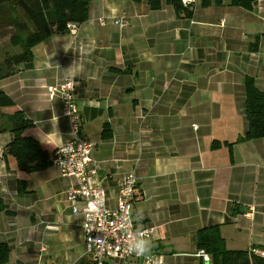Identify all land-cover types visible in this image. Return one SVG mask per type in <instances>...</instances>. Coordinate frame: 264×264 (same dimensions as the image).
<instances>
[{"label":"crops","instance_id":"1","mask_svg":"<svg viewBox=\"0 0 264 264\" xmlns=\"http://www.w3.org/2000/svg\"><path fill=\"white\" fill-rule=\"evenodd\" d=\"M160 1L154 10L145 1L91 0L75 33L36 44L32 60L2 78L0 88L32 121L26 135L51 157L71 128L60 96L50 99L47 87L72 78L75 69L81 135L94 143L95 180L106 205L116 207L120 181L135 173L132 218L137 228L153 227L152 253L163 254V264H210V255H197L195 240L209 226L218 227L229 250L264 248V138L235 142L247 130L244 77L264 91V0L251 11L230 0H198L189 18ZM121 16L124 27L113 23ZM76 186L51 165L26 173L6 155L0 163L5 264H86L83 218L67 199Z\"/></svg>","mask_w":264,"mask_h":264},{"label":"trees","instance_id":"2","mask_svg":"<svg viewBox=\"0 0 264 264\" xmlns=\"http://www.w3.org/2000/svg\"><path fill=\"white\" fill-rule=\"evenodd\" d=\"M131 1H145L154 10L161 7L160 0ZM164 1L173 7L178 16L191 17L192 10L185 8L181 0ZM256 1L258 0H230V5L251 11ZM90 2L91 0H0V30L11 28L9 43L21 49L12 55L5 54L0 61V80L12 75L17 65L31 61L32 48L36 44L51 35L69 33L68 24L79 25L86 21ZM250 50L255 51L256 47H250ZM244 91L247 130L235 142L264 138V91L256 87L250 76L244 77ZM8 107L14 108V111L3 114L1 109ZM32 126V121L21 110L15 109L12 99L0 88V131L11 134L10 141L3 146L4 159L6 155L13 156L18 169L26 173L49 167L51 159L37 140L26 135V131ZM110 136V128L105 123L102 137L106 139ZM235 142L230 143V146ZM5 209L6 205L0 200V212ZM195 240L198 249H204L210 255V264H264V258L251 255L247 250L227 249L217 226L199 229ZM9 254V246L0 242V264L7 262Z\"/></svg>","mask_w":264,"mask_h":264},{"label":"built area","instance_id":"3","mask_svg":"<svg viewBox=\"0 0 264 264\" xmlns=\"http://www.w3.org/2000/svg\"><path fill=\"white\" fill-rule=\"evenodd\" d=\"M198 0H181L185 8L193 10ZM104 24V19H99ZM113 23L124 27V17L113 19ZM223 24V21H221ZM77 25L68 24L70 33H75ZM48 97L52 99L59 95L61 99V115L65 117L71 128V138L57 147L51 156L50 165L58 170L61 176L73 177L77 186L67 192V199L73 203L72 213L82 217V230L87 254L86 264H106L110 259L127 263L130 259H140L144 264H156L154 257L163 258L160 253L149 254L148 259L129 254L127 243L142 237L146 241L153 234V227L137 228L132 218V204L136 198L135 188L137 178L135 173H129L119 183L117 205L108 208L105 190L100 187L95 177L97 167L92 161L91 153L94 143L81 135V120L76 103V85L72 78H66L57 86L47 87ZM4 148L0 145V163L4 159ZM84 201L85 205L78 207L75 203ZM248 253L264 258V248H249ZM197 255L204 260L209 255L200 249Z\"/></svg>","mask_w":264,"mask_h":264},{"label":"clouds","instance_id":"4","mask_svg":"<svg viewBox=\"0 0 264 264\" xmlns=\"http://www.w3.org/2000/svg\"><path fill=\"white\" fill-rule=\"evenodd\" d=\"M68 74L73 78L77 73L75 69L72 68L69 70ZM126 246L129 254H134L137 257H144L146 260L148 259L149 254H151V256L154 257L152 255V250L154 245L151 239H148L146 241L142 237L135 238L134 240L129 241ZM154 259L156 264H163V258L154 257Z\"/></svg>","mask_w":264,"mask_h":264},{"label":"rangeland","instance_id":"5","mask_svg":"<svg viewBox=\"0 0 264 264\" xmlns=\"http://www.w3.org/2000/svg\"><path fill=\"white\" fill-rule=\"evenodd\" d=\"M11 28H6L4 30H0V61L4 58L5 54H14L19 52L21 49L19 47L11 46L9 43V37L11 35ZM8 52V53H7ZM10 133H6L0 135V142H6V139H10Z\"/></svg>","mask_w":264,"mask_h":264}]
</instances>
